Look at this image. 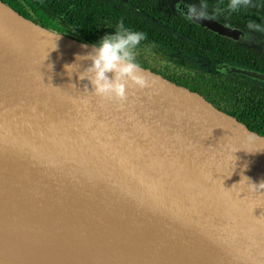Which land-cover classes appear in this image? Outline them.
I'll list each match as a JSON object with an SVG mask.
<instances>
[{
	"label": "water",
	"instance_id": "95a60500",
	"mask_svg": "<svg viewBox=\"0 0 264 264\" xmlns=\"http://www.w3.org/2000/svg\"><path fill=\"white\" fill-rule=\"evenodd\" d=\"M173 8L188 17L187 4ZM191 20L219 36L245 34ZM95 45L0 2V219L96 214L172 264L176 254L187 264H264V189L251 187L264 183V135L140 63L150 86L130 85L126 101L84 92L78 71L90 61L77 57ZM215 66L264 84V72Z\"/></svg>",
	"mask_w": 264,
	"mask_h": 264
},
{
	"label": "trees",
	"instance_id": "16d2710c",
	"mask_svg": "<svg viewBox=\"0 0 264 264\" xmlns=\"http://www.w3.org/2000/svg\"><path fill=\"white\" fill-rule=\"evenodd\" d=\"M31 20L66 33L76 39L97 44L111 34L121 21L126 27L147 34L136 49V60L147 66L146 56L158 49L190 52L196 58L214 63L234 64L264 72V52L254 43H241L219 36L195 24L174 10V3L204 7L208 18L228 28H238L264 41V32L251 31L249 22L264 27V0H251L238 12H229V0H0ZM153 70L159 71L152 67ZM169 77L174 74L164 72ZM191 78L176 81L199 90L214 103L264 135V84L240 76L191 71Z\"/></svg>",
	"mask_w": 264,
	"mask_h": 264
},
{
	"label": "bare ground",
	"instance_id": "6f19581e",
	"mask_svg": "<svg viewBox=\"0 0 264 264\" xmlns=\"http://www.w3.org/2000/svg\"><path fill=\"white\" fill-rule=\"evenodd\" d=\"M34 214L0 219V264H172L171 254L149 249L119 221L96 214ZM184 259L176 254V264H187Z\"/></svg>",
	"mask_w": 264,
	"mask_h": 264
},
{
	"label": "clouds",
	"instance_id": "9594fccd",
	"mask_svg": "<svg viewBox=\"0 0 264 264\" xmlns=\"http://www.w3.org/2000/svg\"><path fill=\"white\" fill-rule=\"evenodd\" d=\"M250 2L251 0H229L227 9L229 12H238L242 6L249 5ZM204 7L206 6L197 9L195 6H190L189 19L206 18L207 13L203 10ZM247 28L251 31L264 32V27L255 22H249ZM146 38V33L126 27L121 21L113 33L100 39L92 52L85 56H78L77 60L90 61L88 66L78 71V79L88 82L84 92H90L101 100L124 102L128 99L130 85L139 89L149 87V78L136 60V49ZM73 66H67L70 73L75 71ZM75 66L76 69L79 68L78 65ZM254 139L253 133L247 135V140ZM251 187L253 190H261L264 189V183L251 184Z\"/></svg>",
	"mask_w": 264,
	"mask_h": 264
},
{
	"label": "flooded vegetation",
	"instance_id": "af4514ba",
	"mask_svg": "<svg viewBox=\"0 0 264 264\" xmlns=\"http://www.w3.org/2000/svg\"><path fill=\"white\" fill-rule=\"evenodd\" d=\"M247 37H249L251 39H255V36L253 34L248 33L246 36L239 35L234 40H238L239 42H241L243 44L252 43L253 40L247 41L246 40ZM256 41H258V40H256ZM177 53L180 55L183 54L185 59H183V61H181V62H176V60L180 56ZM145 58L147 59V61L150 58V61L147 62L148 67H150L151 69H152V67L155 69H158L159 70L158 72H164L165 71L166 73L174 74V76H172L170 78L174 79L175 81H176V75L179 78H182V79L185 78V79L189 80L192 76V75H190L191 71H194L195 69L196 70H198V69L199 70H201V69L206 70V68H207L211 74L217 73V72L215 73V71H211L208 66L193 67L191 65V61H193V59H196V57L193 53H190V52H182L180 50L176 51V50H168V49H162L161 50L159 48L155 57L148 55ZM209 60H212V59H209ZM211 63H213L214 65H217V63H214L213 61ZM162 74H164V73H162Z\"/></svg>",
	"mask_w": 264,
	"mask_h": 264
},
{
	"label": "rangeland",
	"instance_id": "374dc122",
	"mask_svg": "<svg viewBox=\"0 0 264 264\" xmlns=\"http://www.w3.org/2000/svg\"><path fill=\"white\" fill-rule=\"evenodd\" d=\"M247 34H248V32H245L244 36H246ZM246 40H247V41L253 40L252 43L256 44V45L260 48V50H262V51L264 52V41H263V40H258V41H256L255 39H251V38H249V37H247ZM177 54H178V53H177ZM178 55H180V54H178ZM147 58H148V57H147ZM152 59H153V58H152ZM183 59H185V57H184L183 54H181V55L178 57V59L176 60V62H181V61H183ZM148 61H150V58L148 59ZM148 61H147V62H148ZM191 65H192L193 67H199V66L204 67V66H208L209 69H210L211 71H215V73H216V72H220V73L222 72V70H221V69H218V67L215 66L213 63H211L210 60H203V59H200V58H196V59H193V61H191Z\"/></svg>",
	"mask_w": 264,
	"mask_h": 264
}]
</instances>
